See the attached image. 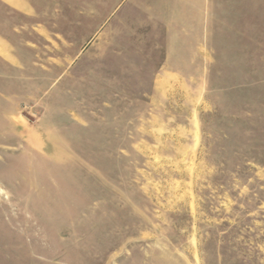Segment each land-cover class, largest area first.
Returning a JSON list of instances; mask_svg holds the SVG:
<instances>
[{"label": "rangeland", "instance_id": "374dc122", "mask_svg": "<svg viewBox=\"0 0 264 264\" xmlns=\"http://www.w3.org/2000/svg\"><path fill=\"white\" fill-rule=\"evenodd\" d=\"M162 3V4H161ZM0 0V264H264V0Z\"/></svg>", "mask_w": 264, "mask_h": 264}, {"label": "crops", "instance_id": "0c3cea01", "mask_svg": "<svg viewBox=\"0 0 264 264\" xmlns=\"http://www.w3.org/2000/svg\"><path fill=\"white\" fill-rule=\"evenodd\" d=\"M163 2L173 15L164 14L165 43L162 74L167 78L191 81L192 76V1L152 0ZM162 4V3H161Z\"/></svg>", "mask_w": 264, "mask_h": 264}]
</instances>
